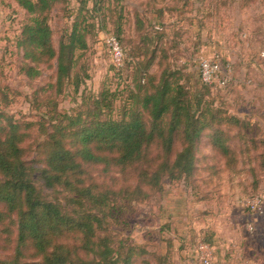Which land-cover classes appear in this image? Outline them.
I'll use <instances>...</instances> for the list:
<instances>
[{"label":"rangeland","instance_id":"rangeland-1","mask_svg":"<svg viewBox=\"0 0 264 264\" xmlns=\"http://www.w3.org/2000/svg\"><path fill=\"white\" fill-rule=\"evenodd\" d=\"M28 16L16 0H0V84L11 99L3 109L21 121L46 122L55 110L76 113L85 98L104 87L115 93L117 116L140 68L152 55L146 73L153 82L168 67L181 82L196 87L203 57L218 58L223 67L229 66V85L213 88L205 99L249 123L246 130L228 128L236 134L230 144L237 164L226 163L205 136L192 183L165 180L161 190L145 186L146 198L124 199L119 193L122 207L113 210L107 227L116 239L129 238L145 246L140 264H202V241L211 238L217 246L221 234L232 233L226 227L232 220L243 230L237 232L240 238L252 232L264 243V208L247 206V199L264 197V0H63L49 13L54 45L59 46L78 20L86 27L88 48L76 51L79 88L68 80L59 93L52 86L56 59L42 65L41 75L34 78L22 70L25 60L18 38ZM111 36L121 41L124 64H116L111 55L107 42ZM44 138L35 128L30 145ZM90 171L98 182L117 191L132 189L136 183L132 174L124 177L100 166ZM36 184L47 199L66 202L68 194L61 187L48 188L40 179Z\"/></svg>","mask_w":264,"mask_h":264},{"label":"trees","instance_id":"trees-1","mask_svg":"<svg viewBox=\"0 0 264 264\" xmlns=\"http://www.w3.org/2000/svg\"><path fill=\"white\" fill-rule=\"evenodd\" d=\"M62 1L16 0L29 14L18 38L25 60L22 70L34 78L41 75L42 65L56 59L52 86L58 93L68 80L79 88L76 51L88 48L86 27L78 20L59 46L54 45L49 13ZM152 64L153 55L140 68L117 116L115 93L104 87L85 98L76 113L55 110L46 122L21 121L4 111L11 99L0 84V264H140L145 246L116 239L108 231L113 210L122 207L117 195L146 198L145 186L161 190L165 180L192 183L205 136L226 163L237 164L230 144L236 134L228 128L246 130L249 123L205 99L213 88L229 84L205 82L200 65L196 87L181 82L168 67L153 82L146 73ZM35 128L45 138L33 148ZM251 143L258 149L257 140ZM97 166L124 177L132 174L136 183L132 189L114 190L91 174ZM37 179L48 188L65 190L66 202L47 199ZM211 242L202 241L213 246Z\"/></svg>","mask_w":264,"mask_h":264},{"label":"crops","instance_id":"crops-1","mask_svg":"<svg viewBox=\"0 0 264 264\" xmlns=\"http://www.w3.org/2000/svg\"><path fill=\"white\" fill-rule=\"evenodd\" d=\"M253 221L256 222V220L252 219ZM252 225V223L247 225L250 231ZM226 227L232 233L225 234L226 232H224L223 235H220L221 240L218 241L217 246H211L214 255L213 264H264L263 241L253 238V234L251 236L252 232H249L247 236L243 234V237L240 238L238 233L242 229L235 220H232L229 226L227 225Z\"/></svg>","mask_w":264,"mask_h":264},{"label":"built area","instance_id":"built-area-1","mask_svg":"<svg viewBox=\"0 0 264 264\" xmlns=\"http://www.w3.org/2000/svg\"><path fill=\"white\" fill-rule=\"evenodd\" d=\"M111 55L116 61V64L121 65L123 61V49L119 40L115 36L107 39ZM200 68L202 79L209 84H218L226 86L232 75L229 66L223 67L221 60L218 58L203 57L200 60ZM247 206L252 210L264 208V197L256 196L255 198L247 199ZM202 253V264H211L213 259V251L211 246L202 243L200 246Z\"/></svg>","mask_w":264,"mask_h":264}]
</instances>
